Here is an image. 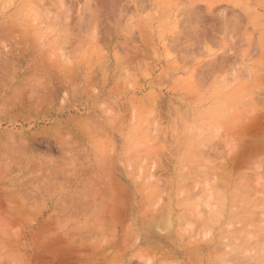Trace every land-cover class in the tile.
I'll use <instances>...</instances> for the list:
<instances>
[{"label": "rangeland", "instance_id": "obj_1", "mask_svg": "<svg viewBox=\"0 0 264 264\" xmlns=\"http://www.w3.org/2000/svg\"><path fill=\"white\" fill-rule=\"evenodd\" d=\"M0 264H264V0H0Z\"/></svg>", "mask_w": 264, "mask_h": 264}, {"label": "bare ground", "instance_id": "obj_2", "mask_svg": "<svg viewBox=\"0 0 264 264\" xmlns=\"http://www.w3.org/2000/svg\"><path fill=\"white\" fill-rule=\"evenodd\" d=\"M14 30H15V28H14ZM17 33H18V32H17ZM19 36H20V35H19ZM8 39H10V38H8ZM10 40H11V39H10ZM17 43H18V42H17ZM12 44H13V43H12ZM13 46H14V44H13ZM13 46H12V48H13ZM14 47H15V46H14ZM70 146H71V145H70ZM71 158H72V159H73V161L75 162L76 158H75V157H73V156H72ZM72 159L70 160L71 162H72ZM74 162H73V163H74Z\"/></svg>", "mask_w": 264, "mask_h": 264}]
</instances>
